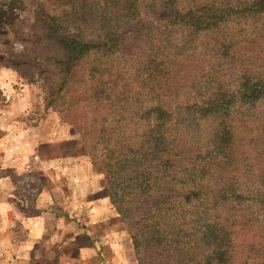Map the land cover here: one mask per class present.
<instances>
[{"label":"trees","instance_id":"1","mask_svg":"<svg viewBox=\"0 0 264 264\" xmlns=\"http://www.w3.org/2000/svg\"><path fill=\"white\" fill-rule=\"evenodd\" d=\"M65 1L78 32L49 21L46 110L76 125L138 264H264V0Z\"/></svg>","mask_w":264,"mask_h":264},{"label":"crops","instance_id":"2","mask_svg":"<svg viewBox=\"0 0 264 264\" xmlns=\"http://www.w3.org/2000/svg\"><path fill=\"white\" fill-rule=\"evenodd\" d=\"M11 113L0 106V249L17 247V240L6 246L5 234L16 233L12 227L19 221L28 230L23 245L32 257H17L16 264H80L84 254L90 257L102 248V229H107L105 224L112 227L119 216L111 201H96L104 191L102 175L79 143V134L59 117L53 123L54 115L47 110L36 125L23 127L14 118L17 112ZM17 170L44 175L38 208L30 217L14 206ZM43 248L46 257L41 258L35 250Z\"/></svg>","mask_w":264,"mask_h":264},{"label":"rangeland","instance_id":"3","mask_svg":"<svg viewBox=\"0 0 264 264\" xmlns=\"http://www.w3.org/2000/svg\"><path fill=\"white\" fill-rule=\"evenodd\" d=\"M94 1L85 0L80 4L84 2L92 4ZM96 2L101 3L100 0ZM70 6L65 0H0V106L7 107L10 114L13 111L17 112L18 115L14 118L23 127L36 125L48 110V113L54 115L50 119L53 123L57 122L55 117H59L60 122H65L76 131V125L66 121L67 113L58 111L59 106L57 108L52 105L46 110L49 96L57 90L62 78V74L55 70L54 61L51 59L55 41L48 38L47 28H50V19L57 17L64 24L63 30L71 34L78 32L72 22L75 13L71 12ZM88 11L90 10L86 8L78 12L85 14ZM96 28L97 25L86 27L90 37L97 35ZM175 37L179 35L176 34ZM91 58L92 56H86L75 70L83 75L85 64ZM70 97L69 93L66 100H71ZM56 102L62 104L64 100L57 99ZM73 114L74 111L71 112V115ZM100 175L103 178V174ZM13 179L16 211L30 217L38 208V195L45 183L44 175L37 170H17L13 172ZM106 200L111 201L104 191L96 199ZM114 209L118 213L116 205ZM116 220L112 227L105 224L107 229H102L100 238L103 242L102 248L90 257L89 253L84 254L87 257L82 259L80 264H138L127 225L121 220L120 215ZM23 225L18 221L12 227L16 229V233L9 231L5 234L6 246L14 240H17L18 245L0 249V256L4 259L2 264H16V260L20 263V258H24L22 256L32 257L31 250L23 245L28 236V230ZM87 226L89 229L92 225L87 223ZM0 230L1 233L3 229ZM37 251L41 258L46 257V248L35 250L36 255Z\"/></svg>","mask_w":264,"mask_h":264}]
</instances>
